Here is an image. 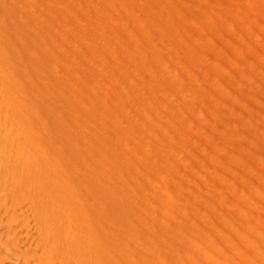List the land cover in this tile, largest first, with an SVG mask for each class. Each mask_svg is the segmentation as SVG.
I'll return each instance as SVG.
<instances>
[{"label":"rangeland","instance_id":"374dc122","mask_svg":"<svg viewBox=\"0 0 264 264\" xmlns=\"http://www.w3.org/2000/svg\"><path fill=\"white\" fill-rule=\"evenodd\" d=\"M56 1L62 61L89 82L107 77L98 92L130 131L120 140L136 157L120 159L134 170L116 182L132 220L144 207L159 237L184 233L185 264H264V0ZM162 16L186 52L175 53ZM148 51L167 78L144 62ZM134 88L138 106L125 101Z\"/></svg>","mask_w":264,"mask_h":264},{"label":"bare ground","instance_id":"6f19581e","mask_svg":"<svg viewBox=\"0 0 264 264\" xmlns=\"http://www.w3.org/2000/svg\"><path fill=\"white\" fill-rule=\"evenodd\" d=\"M49 2L44 10L34 0H0V264H185L184 233L159 237L144 207L132 220L120 185L134 170L120 159L136 157L120 140L130 131L111 121L108 93L98 92L108 90L107 77L89 82L62 61L59 6ZM164 20L175 53L184 52L172 17ZM149 51L144 62L167 78L162 59ZM125 101L138 106L139 90L128 91Z\"/></svg>","mask_w":264,"mask_h":264}]
</instances>
